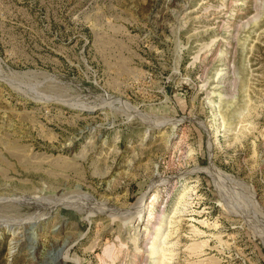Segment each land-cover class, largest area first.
Segmentation results:
<instances>
[{"label": "rangeland", "instance_id": "374dc122", "mask_svg": "<svg viewBox=\"0 0 264 264\" xmlns=\"http://www.w3.org/2000/svg\"><path fill=\"white\" fill-rule=\"evenodd\" d=\"M59 258L264 264V0H0V264Z\"/></svg>", "mask_w": 264, "mask_h": 264}, {"label": "bare ground", "instance_id": "6f19581e", "mask_svg": "<svg viewBox=\"0 0 264 264\" xmlns=\"http://www.w3.org/2000/svg\"><path fill=\"white\" fill-rule=\"evenodd\" d=\"M58 260H59V263L61 264V263H62V260H61L60 258H59ZM60 261H61V262H60Z\"/></svg>", "mask_w": 264, "mask_h": 264}]
</instances>
